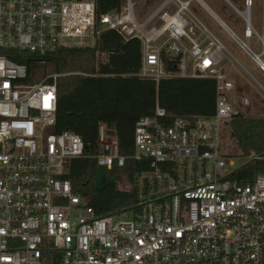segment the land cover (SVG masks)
Segmentation results:
<instances>
[{
    "label": "built area",
    "instance_id": "built-area-1",
    "mask_svg": "<svg viewBox=\"0 0 264 264\" xmlns=\"http://www.w3.org/2000/svg\"><path fill=\"white\" fill-rule=\"evenodd\" d=\"M99 1L0 0V264H264V177L234 179L233 159L220 152L224 126L239 114L222 68L227 49L190 11L194 0H163L142 22L132 0L104 14ZM251 7L252 0L242 10L231 6L244 25L245 41L236 37L244 47L231 37L246 50L255 36L263 55L264 28L258 36ZM106 31L140 42L137 78L214 80L216 100L212 116L168 124L156 106L136 122L129 156L99 123L98 167L122 170L129 160L148 167L132 176L135 206L99 217L66 178L85 146L75 133L55 132L60 75L29 81L27 66L13 59L95 50ZM162 56L180 58L176 72ZM95 61L105 64L107 55L96 51ZM241 157L259 162L264 153Z\"/></svg>",
    "mask_w": 264,
    "mask_h": 264
},
{
    "label": "trees",
    "instance_id": "trees-1",
    "mask_svg": "<svg viewBox=\"0 0 264 264\" xmlns=\"http://www.w3.org/2000/svg\"><path fill=\"white\" fill-rule=\"evenodd\" d=\"M122 0H100L98 13L119 9ZM107 55V63L96 64L95 52ZM179 57L162 56L168 72H176ZM14 62L27 66L29 81L43 61L50 64L56 82L55 132H72L81 137L85 150L82 158L70 163L69 180L73 194L99 216L119 215L136 204L132 186L134 174L148 169L146 162L127 161L124 169L106 171L96 165L98 153L97 125L102 123L115 131L122 156L132 153V133L136 122L151 117L158 106L165 112V122L175 118L193 121L214 114L216 83L210 79L172 78L155 84L134 76L141 65V45L136 39L123 42L114 31L101 34L95 50L61 52L40 60L24 54ZM231 136L242 153H264V120L234 116L229 122ZM118 175V176H117ZM119 175H122L120 177ZM264 177V160L248 163L234 174V179L252 180ZM120 177L118 180L116 178ZM129 184L121 190L119 184Z\"/></svg>",
    "mask_w": 264,
    "mask_h": 264
},
{
    "label": "rangeland",
    "instance_id": "rangeland-1",
    "mask_svg": "<svg viewBox=\"0 0 264 264\" xmlns=\"http://www.w3.org/2000/svg\"><path fill=\"white\" fill-rule=\"evenodd\" d=\"M136 5L134 8L135 17L138 22H142L145 17L154 11L163 0H132ZM210 9H212L227 25L228 27L244 42L243 37V22L236 15L233 9L227 5L223 0H202ZM229 2L237 9H243L244 0H229ZM190 11L194 16L208 29V31L213 34L225 47L226 49L240 62L243 66L240 57L236 55V49L238 48L237 43L234 39L227 35L218 24L207 14L203 7L199 4L197 0H194L190 3ZM251 20L253 28L259 34H262L264 28V0H252L251 7ZM254 40L256 37H252ZM256 41V40H255ZM257 43V42H256ZM256 47V46H255ZM245 67V66H244ZM241 73L236 72L232 67H228L227 74L231 81L238 82L240 84L244 83L242 81L241 75L244 72L240 69ZM52 67L50 64L38 65L34 71L33 82H39L43 78L52 74ZM262 99V98H261ZM248 102V107L242 108L243 111L238 115H242L244 118L253 119V120H264V99L252 103ZM240 105V101L235 102ZM220 152L222 156L227 159H233L234 167L230 168L231 172H236L243 166L247 165L249 162L242 156L236 141L231 136V130L229 122L224 126L223 135L220 141ZM118 176V175H117ZM122 177V175H119ZM120 177L116 178L118 180ZM119 181V180H118ZM121 190L127 189V185L121 183L119 184ZM122 218L128 219L129 215H126Z\"/></svg>",
    "mask_w": 264,
    "mask_h": 264
},
{
    "label": "crops",
    "instance_id": "crops-1",
    "mask_svg": "<svg viewBox=\"0 0 264 264\" xmlns=\"http://www.w3.org/2000/svg\"><path fill=\"white\" fill-rule=\"evenodd\" d=\"M230 7L233 6L229 0H223ZM201 6L207 12V14L218 24V26L229 36V31L234 34L240 41H242L229 27L228 25L212 10L210 9L202 0H200ZM234 7V6H233ZM235 8V7H234ZM256 32V31H255ZM258 36H261L256 32ZM253 39V38H252ZM247 43L248 51L256 56L259 62L264 66V54H261V43L259 39L255 38ZM256 40V41H255ZM257 42V43H256ZM236 43V42H235ZM238 45V44H237ZM256 46V47H255ZM226 48V47H225ZM239 49H236V55L240 57L244 66L238 62V60L228 51V56L225 57L222 63L223 72L227 76L228 80L233 84V91L231 96L234 102L240 101L238 97L243 98L249 102L257 103L264 99V71H262L258 65L253 61L252 56L247 50L242 49L238 45ZM248 52V53H247ZM228 67H232L236 72L241 73L240 69L245 75L240 74L242 81L244 83L240 84L235 81H231L227 74ZM262 98V99H261ZM237 108L240 112L244 108L241 103L237 104Z\"/></svg>",
    "mask_w": 264,
    "mask_h": 264
},
{
    "label": "water",
    "instance_id": "water-1",
    "mask_svg": "<svg viewBox=\"0 0 264 264\" xmlns=\"http://www.w3.org/2000/svg\"><path fill=\"white\" fill-rule=\"evenodd\" d=\"M229 33H230V35L234 38V39H236V41L241 45V46H243L242 45V43L234 36V34H232L230 31H229ZM244 47V46H243ZM246 49V48H245ZM247 51H248V49H246ZM249 52V51H248ZM250 53V52H249ZM250 55L252 56V57H254V55H252L251 53H250Z\"/></svg>",
    "mask_w": 264,
    "mask_h": 264
}]
</instances>
